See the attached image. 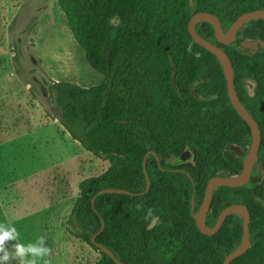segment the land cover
I'll list each match as a JSON object with an SVG mask.
<instances>
[{
    "label": "trees",
    "instance_id": "1",
    "mask_svg": "<svg viewBox=\"0 0 264 264\" xmlns=\"http://www.w3.org/2000/svg\"><path fill=\"white\" fill-rule=\"evenodd\" d=\"M57 3L88 64L104 80L90 88L50 85L53 104L57 96L63 100L55 120L87 152L111 162L103 174L80 183L66 231L100 252L95 264H117L111 255L121 264H223L242 242L243 218L230 215L216 235L206 236L194 219L193 194L200 209L211 178L241 173L244 160L227 148L239 145L248 152L252 133L231 104L220 61L195 43L188 26L194 14L207 12L227 31L243 14L264 10V0ZM196 29L230 56L239 97L262 136L250 182L243 188H217L207 225L214 227L231 205L246 206L250 248L232 264H264V48L251 52L241 45L244 40L264 43V20L244 25L229 46L217 41L209 23ZM19 64L16 51L17 75ZM247 79L256 83L253 96L246 90ZM186 151L196 164L184 167L194 181L193 191L157 160L163 163ZM150 154L155 159L146 160ZM111 189L130 194L98 196ZM155 217L157 225L149 230Z\"/></svg>",
    "mask_w": 264,
    "mask_h": 264
},
{
    "label": "rangeland",
    "instance_id": "2",
    "mask_svg": "<svg viewBox=\"0 0 264 264\" xmlns=\"http://www.w3.org/2000/svg\"><path fill=\"white\" fill-rule=\"evenodd\" d=\"M258 43L253 51L264 48ZM103 80L88 64L57 0H0V224L14 226L23 244L43 236L50 249L43 258L48 264H95L100 259L97 249L68 234L66 221L80 183L111 166L82 148L55 120L63 100L57 96L54 105L48 89L58 82L90 88ZM245 87L253 96L255 81L245 80ZM227 149L242 160L248 154L239 145ZM188 155L157 160L193 191L194 181L184 167L196 164ZM192 209L194 214L199 209L195 194ZM15 243L8 241L5 247Z\"/></svg>",
    "mask_w": 264,
    "mask_h": 264
},
{
    "label": "water",
    "instance_id": "3",
    "mask_svg": "<svg viewBox=\"0 0 264 264\" xmlns=\"http://www.w3.org/2000/svg\"><path fill=\"white\" fill-rule=\"evenodd\" d=\"M255 20H264V10H256L243 14L234 22V24L227 31H224L222 29V24L216 15L207 12H199L194 14L188 26L189 33L193 38V40L195 41V43H197L199 46L203 47L210 53L214 54L217 57V59L220 61L227 81L228 96L230 98L231 104L234 107V109L237 111L239 116L242 117L244 121L249 125L252 133V142L247 157L243 162V169L241 173L229 177L217 176L211 178L207 184L205 197L200 206V209L196 214H194V219L196 221L197 228L200 230L202 234L206 236L216 235L221 230L223 224L230 215H237L243 218L242 242L236 250L231 252L226 257L223 264H232L233 261L242 257L244 254L248 252L250 248L249 227L251 223V214L246 206L240 204H234L227 207L221 212L214 227H209L207 225V216L213 201L214 191L219 187L243 188L246 185H248L252 173L257 164V160L261 148L262 136L258 122L250 115V113L248 112V110L246 109V107L244 106V104L242 103L239 97V93L235 83V70L230 56L221 47L200 36L197 32L196 27L200 23H209L210 25L213 26L215 30V37L217 41L220 44L229 46L234 42H236L238 38L239 30L244 25ZM258 44H259L258 41H250V40H244L241 43L242 47L246 49H250L251 51L256 50ZM147 158L148 155L146 157V160ZM146 160H145V164H146ZM149 187H150V182L149 179H147V189H149ZM106 193L130 194L128 191L125 190L111 189V190L101 191L98 194V196ZM158 220L159 217L153 218L151 223L148 225V229L149 230L153 229L157 225ZM94 244L98 248H100L101 251H103L104 253L110 254V252L103 246L98 245L95 242ZM111 256L117 264H121L120 261L117 260L115 256L113 255Z\"/></svg>",
    "mask_w": 264,
    "mask_h": 264
},
{
    "label": "clouds",
    "instance_id": "4",
    "mask_svg": "<svg viewBox=\"0 0 264 264\" xmlns=\"http://www.w3.org/2000/svg\"><path fill=\"white\" fill-rule=\"evenodd\" d=\"M18 238L19 233L14 226L0 224V264H10V261H16L17 264H38L43 261V264H48L43 258L48 256L50 249L43 236L27 244L18 242ZM8 241H16V243L9 249L5 247Z\"/></svg>",
    "mask_w": 264,
    "mask_h": 264
},
{
    "label": "flooded vegetation",
    "instance_id": "5",
    "mask_svg": "<svg viewBox=\"0 0 264 264\" xmlns=\"http://www.w3.org/2000/svg\"><path fill=\"white\" fill-rule=\"evenodd\" d=\"M241 43H242V42H241ZM243 49L246 50V51L248 50V49H246V48H244V47H243ZM250 51H251V50H250ZM253 172H254V171H253ZM252 174H253V173H252ZM251 177H252V176H251Z\"/></svg>",
    "mask_w": 264,
    "mask_h": 264
}]
</instances>
